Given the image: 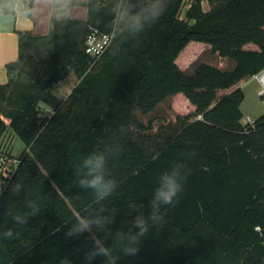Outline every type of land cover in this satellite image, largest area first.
<instances>
[{
    "label": "trees",
    "instance_id": "obj_1",
    "mask_svg": "<svg viewBox=\"0 0 264 264\" xmlns=\"http://www.w3.org/2000/svg\"><path fill=\"white\" fill-rule=\"evenodd\" d=\"M183 1L167 0L155 23L111 39L94 60L84 38L89 28L110 33L112 0H86L85 19L51 20L45 33L16 31L17 57L0 84V138L9 129L24 147L0 185V232L14 231L0 239V264H85L89 234L65 232L97 205L74 170L106 145L120 150L108 161L117 188L103 205L113 235H97L121 255L118 264H264V114L253 125L240 121L238 86L264 68V0H206L208 10L190 0L180 17ZM70 73L78 81L56 95ZM176 163L187 174L180 203L137 255L124 256L116 232L138 214L130 205L147 214L159 174ZM30 201L40 212L16 225L12 215Z\"/></svg>",
    "mask_w": 264,
    "mask_h": 264
},
{
    "label": "clouds",
    "instance_id": "obj_2",
    "mask_svg": "<svg viewBox=\"0 0 264 264\" xmlns=\"http://www.w3.org/2000/svg\"><path fill=\"white\" fill-rule=\"evenodd\" d=\"M79 6V0H0V10L5 7L23 9L29 16L33 12H38L41 17L51 19L53 22L72 19ZM166 7L167 0H112L110 36L114 41L117 38L129 39L138 36L163 15ZM119 154L118 146L106 145L103 150H94L84 156L74 170L77 177L76 185L82 190H90L97 205L94 213L75 218L65 232L68 238L89 234L93 245L85 254V264H91L97 257H104L103 264H118L121 259V255L112 252L105 245L104 239L97 235L102 233L105 238L113 235L111 225L114 220L103 205L117 188V181L108 170V161ZM186 179L185 166L176 163L159 174L147 206L149 209L147 214L138 210V207H145L143 204L130 205L133 212L138 214L131 220L124 221L126 225H130L126 233L116 232L122 243L120 253L124 256L137 255L143 238L152 228H159L164 223L169 208H174L180 203ZM22 190L21 183L16 182L12 185L13 195H19ZM27 208L28 211L23 214L12 215L16 225L27 224L29 217H35L40 212V207L35 201H30ZM13 236L14 231L11 227L0 232V239H10ZM59 264H72V261L64 257L60 259Z\"/></svg>",
    "mask_w": 264,
    "mask_h": 264
},
{
    "label": "crops",
    "instance_id": "obj_3",
    "mask_svg": "<svg viewBox=\"0 0 264 264\" xmlns=\"http://www.w3.org/2000/svg\"><path fill=\"white\" fill-rule=\"evenodd\" d=\"M85 2L86 0H79L80 6L76 9L73 15L74 18H86L87 9L84 4ZM50 23L51 19L41 17L38 12H33L31 17H28L24 13L23 9L5 7L3 10H0V84L6 81V64L15 60L17 57L16 31L45 33L48 30ZM44 107L46 108L47 112L43 111V114L49 115L52 113L51 107ZM14 137L20 140L19 137L16 136L11 130L7 129V131L1 137L0 142H2L5 147H7L12 155L19 156L24 145L20 140L22 142V147L20 149L15 148V144L12 142V138Z\"/></svg>",
    "mask_w": 264,
    "mask_h": 264
},
{
    "label": "rangeland",
    "instance_id": "obj_4",
    "mask_svg": "<svg viewBox=\"0 0 264 264\" xmlns=\"http://www.w3.org/2000/svg\"><path fill=\"white\" fill-rule=\"evenodd\" d=\"M190 0H184L183 5L180 10V17H183L184 10L188 6ZM203 10H208L210 5L206 0H202L201 2ZM197 54L201 51V49H196ZM205 53L202 52V55ZM77 82V78L73 73H70L68 77L62 81H59L55 88L54 92L56 95L60 97H65L67 93L71 90V88ZM238 86L243 92V99L239 104V109L241 111V119L242 123H245L247 120H254L257 119L259 116L264 114V99H262L257 91L259 85L257 81L253 77H249L248 79L242 80L239 82ZM177 109H184L185 107H181L178 104H175ZM43 111L47 112L46 108L43 106ZM43 113V112H42ZM12 142L15 144V148L20 149L22 146V142L18 140L16 137L12 138Z\"/></svg>",
    "mask_w": 264,
    "mask_h": 264
},
{
    "label": "built area",
    "instance_id": "obj_5",
    "mask_svg": "<svg viewBox=\"0 0 264 264\" xmlns=\"http://www.w3.org/2000/svg\"><path fill=\"white\" fill-rule=\"evenodd\" d=\"M112 37L110 33L100 32L95 28H89L83 42V49L86 54L94 59L98 58L110 44ZM258 85V95L264 99V68L252 75ZM254 120H247L245 123L253 125ZM244 124V123H243ZM1 139V138H0ZM20 162L19 156L11 152L0 142V180L7 182L14 174Z\"/></svg>",
    "mask_w": 264,
    "mask_h": 264
}]
</instances>
